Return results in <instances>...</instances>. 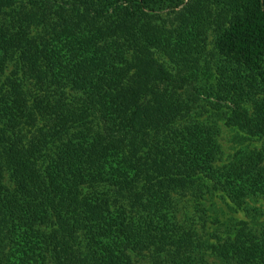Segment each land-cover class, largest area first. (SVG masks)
Returning <instances> with one entry per match:
<instances>
[{"label": "trees", "instance_id": "16d2710c", "mask_svg": "<svg viewBox=\"0 0 264 264\" xmlns=\"http://www.w3.org/2000/svg\"><path fill=\"white\" fill-rule=\"evenodd\" d=\"M209 41L229 69L193 113L168 78L194 79ZM212 116L261 145L227 161ZM211 198L242 217L212 232ZM251 203L264 0H0V264H264Z\"/></svg>", "mask_w": 264, "mask_h": 264}, {"label": "rangeland", "instance_id": "374dc122", "mask_svg": "<svg viewBox=\"0 0 264 264\" xmlns=\"http://www.w3.org/2000/svg\"><path fill=\"white\" fill-rule=\"evenodd\" d=\"M48 8L51 11V17H55L54 12L60 11V4L57 2L53 4H48ZM179 9V8H178ZM175 14L171 13L168 10L161 11L158 14H155V18L153 22L155 23H164L166 25L170 24L171 18L174 17ZM207 47L204 49V53L202 55L201 60L199 61V71L194 79H190L188 82L183 81L184 74H181L180 70L175 69L174 72H170L169 80L173 82V85L179 86L182 84V96L183 99L186 101L187 104L190 105L191 112H206L207 110L213 112L216 108V103L219 102V99L216 100L217 91H220V83L222 80L223 75L225 74L224 68H228V64L224 61V59L216 52L213 47V42L210 41L207 43ZM227 65V67H225ZM143 69V67H142ZM154 66H147L145 71L143 72L147 74H142L141 77L138 76V72H133L131 75L135 79L137 76L140 84H145L146 86H150L152 82L155 81L159 87H163L167 81L166 80H154L153 75H149L148 72H154ZM138 83V84H139ZM170 82L168 87L170 86ZM224 103V102H223ZM203 114V113H202ZM205 116V115H204ZM211 120L217 126H220L219 133L222 135L219 140L223 143L225 154L227 157V161L232 162L236 159L235 155L241 152H246L252 147H259L261 142L259 140H255L249 137L246 134L245 129H237L230 127L229 129H225L221 127L222 120L218 117L212 116ZM217 130V128H215ZM222 129V131H221ZM235 154V155H234ZM238 156V155H237ZM225 161V162H227ZM228 163V162H227ZM192 200V198H189ZM223 200L219 198H211L210 202V211L209 215L207 216L208 221H211V230L216 231L213 226L214 224H219L216 219H219L222 224L227 226L228 224L232 223V219L237 217H242L241 213L235 214L234 210L230 208L227 204H225ZM252 205H248L249 207V214L254 215L253 217H258L259 219H264V206L260 204L251 203ZM209 223V222H208ZM213 228V229H212ZM221 228V226H220ZM223 228V227H222Z\"/></svg>", "mask_w": 264, "mask_h": 264}]
</instances>
